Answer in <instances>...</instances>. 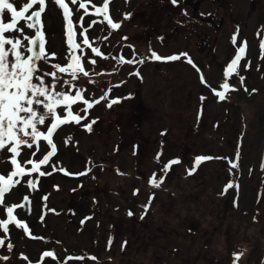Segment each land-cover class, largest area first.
<instances>
[{"label":"rangeland","instance_id":"obj_1","mask_svg":"<svg viewBox=\"0 0 264 264\" xmlns=\"http://www.w3.org/2000/svg\"><path fill=\"white\" fill-rule=\"evenodd\" d=\"M128 1H114L115 17L129 15L120 32L105 42L103 26L90 35L107 59L95 58L88 77L60 74L74 87L57 84V91L107 99L90 113L98 119L92 131L81 123L54 135L57 155L41 167L52 174L23 178L38 180L36 190L25 182L7 199L18 205L28 196L30 216L21 208L15 216L31 236L14 225L0 230V264H264V0ZM53 13L60 26L48 8L45 45L66 63L60 28L48 27ZM244 42L239 76L227 78L235 91L220 100L213 90L224 91V71ZM153 52L180 59L157 61ZM120 55L144 62L118 64ZM49 63L43 71H55ZM112 96L120 103L109 108ZM73 110L84 115L82 102ZM47 151L45 143L24 159ZM0 155V174H10L11 154ZM197 157L211 159L196 167ZM172 160L180 163L165 172ZM78 172L86 174L70 176ZM154 174L163 180L158 188L149 183Z\"/></svg>","mask_w":264,"mask_h":264},{"label":"snow or ice","instance_id":"obj_2","mask_svg":"<svg viewBox=\"0 0 264 264\" xmlns=\"http://www.w3.org/2000/svg\"><path fill=\"white\" fill-rule=\"evenodd\" d=\"M70 2L73 5H78L77 11L83 9L85 16L102 15L104 21L112 29H119L121 26L119 23L114 22L109 15L110 0H104L102 6L92 5L95 11L91 13L88 11V4L91 3V0H87V3L85 0H70ZM176 2L177 0H172L173 4ZM54 3L63 10V16L67 23L68 45L72 49L73 54L67 66H61L56 63L52 65L55 71L45 72L43 71V65L50 58H55L54 52L46 50L44 32L42 31L41 16L45 13L48 6L47 0H24L23 3H21V0H0V153H10V163L14 166V170L10 174H0V206L6 207L7 212V219H0V230L3 233H8L10 225H14L31 236L29 226L16 219V216L13 215L16 208H24L31 204L28 196H24V202L19 205H8L6 201L11 194L18 192L19 187H23L25 182L29 189L36 190L38 180L26 179L25 181L23 178H27L33 173H37L40 177L52 174L48 171H42L41 167L49 165L52 158L57 155V145L53 139L54 135L58 134V130H61L62 126L71 123L80 124L81 121L88 118L87 115H80L78 111L74 112L73 106L77 105L78 102H82L86 106L83 109L85 113L94 106L92 102L85 98L81 90H77L75 95H73L70 91H57L56 89L57 84H60L61 87L64 85L74 87L71 81L78 80L81 74L88 77L89 72L85 69V62H82L83 56L75 54L77 50L83 52V49L81 44L77 43L75 39L76 32L72 19V9L66 3V0H54ZM36 5L39 6L38 9L34 7ZM9 15L10 22H6ZM125 18L127 19L128 16ZM78 22L79 27L82 29L80 32V36L83 38L82 44L90 48L96 56H103L101 50L93 47L89 40L87 35L88 28H84L83 25V16L78 17ZM96 23L97 21L95 20L91 21L89 27ZM26 29H34V37L25 34ZM232 42L234 45L236 44L235 36L232 38ZM246 49L247 42H244L243 46L238 47L235 58L227 65L224 71L226 81L221 85L224 91L213 90L220 100L226 98L225 93L228 91H235L234 88H230L227 78L232 77L234 74L239 76L238 68L245 56ZM261 49L264 50V41L261 42ZM104 58L107 59V57ZM152 58L157 61L162 59L175 61L179 60L180 56L173 55L164 58L153 52ZM86 62L96 64V60ZM137 62L143 63L144 60H125L123 56L119 58V63L121 64ZM188 63L193 68H196L191 59H188ZM197 71H199L198 68ZM64 73H68L71 76V81L61 80L60 74ZM136 75H139V73H136ZM46 77H51V81L46 80ZM239 78L243 84L244 77L240 76ZM201 82H205L202 76ZM106 99L107 94L96 100L95 103L99 104L101 100ZM118 103H120L119 100L112 99L107 106L111 108ZM64 111H66V115L63 114ZM95 123L96 121L92 120L91 123L85 125L86 129L89 132L92 131V125ZM41 126H44L45 130H41ZM45 143L50 146V151L43 154L42 159L38 161L31 158L24 159L28 155L35 156L38 152L43 153ZM25 149L31 150V152H26L24 151ZM3 159L4 156L0 155V160ZM157 159H159V156ZM207 159H211V157H197L195 166L198 167L202 161ZM178 163H180L179 160H172L164 166L163 170L167 172L172 165ZM24 165H31V167L26 168ZM52 167L53 171H62L65 175H69L63 168H56L54 164ZM231 167L236 168L238 165L233 163ZM194 171L195 167L189 170L188 174L191 175ZM84 174L86 173H80L79 175ZM149 183L153 187L158 188L163 183V180H158L154 174L150 178ZM232 187L231 183L227 184L225 191ZM44 199L47 200V197H44ZM129 215H132V213L129 212ZM141 219H143V216ZM4 245V239H0V247ZM7 247L11 250L12 245L9 243ZM43 257L55 258L52 252L43 253ZM4 259H7V257H4ZM25 259L27 258L25 257ZM69 259H72V257H69ZM235 259L238 260L239 255H235Z\"/></svg>","mask_w":264,"mask_h":264},{"label":"flooded vegetation","instance_id":"obj_3","mask_svg":"<svg viewBox=\"0 0 264 264\" xmlns=\"http://www.w3.org/2000/svg\"><path fill=\"white\" fill-rule=\"evenodd\" d=\"M115 0H110V3H109V15L111 16V18L113 19V21L114 22H116V23H119L121 26H120V28L119 29H112L108 24H107V22L106 21H104V18H103V16L102 15H99V16H97V15H88V16H85L84 15V10L83 9H80L79 11H77V8H78V5H73V4H71V2H70V0H66V3H68L69 4V7L72 9V12H73V16H72V19H73V23H74V28H75V32H76V37H75V39H76V42L77 43H80L81 44V46H82V49H83V52H81L80 50H77L76 52H75V54L76 55H82L83 56V61L82 62H85L84 63V66H85V69L89 72L94 66H95V64H91V63H87L86 61H90V60H94L95 58H101L102 60H104L105 58V56H106V54H107V50H106V48H104L105 50H103L102 48H101V45L100 44H97L96 42H94V41H91V39H90V35H91V33L93 32L94 33V31H95V29H96V27L97 26H103L104 28H105V32H106V36H103V38L104 37H106L107 39H103V42H105L106 40L108 41V39H109V36L111 35V33L112 34H116V33H118V32H120V30L122 29V27H123V21H124V19L126 20V16H129L127 13L126 14H123V11H122V14H121V16H120V18L118 19L117 17H115V15H114V13L113 12H115L113 9H115V2H114ZM120 2H122L123 4H128V3H131L132 1H128V0H119ZM85 2L87 3V0H85ZM47 3H48V6L46 7V11H45V13H43L42 14V16H41V21H42V25H43V28H42V31L43 32H45V34H47L46 32L48 31V28H47V25H46V23H45V14H46V12H47V10H48V8H50V7H52L54 10H55V12L57 13V15H58V17H59V20H60V26L57 24V19H56V16L54 15V13H53V17H54V25L53 24H51L50 22H49V25H48V27L51 29V31L55 34H57V31H56V29H59L60 28V36H61V39H62V43H63V46L68 50V52H69V54L68 55H66V63H64L65 61H59V59H58V57L57 56H55V58L53 59V58H50V63L48 64V66L50 67V68H53L52 67V65H53V62H56V63H59L61 66H67V63H70V57H71V55L73 54V51H72V49L70 48V46L68 45V35H67V23H66V20H65V18H64V16H63V10L62 9H60L57 5H55V3H54V0H47ZM103 3H104V0H101V1H99V0H91V3L90 4H88V11L91 13V12H94L95 11V9L92 7V5H96V6H102L103 5ZM123 6H125V5H123ZM36 9H38V5H36V6H34ZM121 11V10H120ZM119 11V12H120ZM81 16H83V25H84V28H88V33H87V35H88V37H89V40H90V42L92 43V46L93 47H97V48H99L100 50H101V52H102V54H103V56H101V57H98V56H96L95 55V53H93L92 51H91V49L90 48H88L87 46H84L83 44H82V37L80 36V32L82 31V29L79 27V22H78V17H81ZM93 20H95V21H97V23L96 24H94V25H92L91 27H89V24H90V22L91 21H93ZM6 22H10V15H9V17H8V19L6 20ZM27 32H28V34L30 35V36H33L34 37V35H35V31H33L32 29H26V32H25V34H27ZM92 36V35H91ZM26 44H27V42H25ZM30 46V45H29ZM45 47H46V50H48L47 49V44L45 45ZM122 55H120L119 56V58L121 57ZM123 57H124V59L125 60H127L128 58H127V56L125 57L124 55H123ZM119 58H118V64H121V63H119ZM124 64H127V63H124ZM55 70V69H54ZM64 74H67V75H69L68 73H64ZM80 76V75H79ZM69 77H71L70 75H69ZM112 99H117V100H119L120 101V98L118 97V96H112L111 97V100ZM89 102H92L93 104H94V106L96 105V103L93 101V100H89ZM111 102V101H110ZM109 102V103H110ZM81 104V102H78V104L77 105H80ZM119 104V103H118ZM118 104H115V105H118ZM74 106H76V105H74ZM82 106L84 107L85 105H83V103H82ZM94 106H93V108H94ZM92 108V109H93ZM92 109H89L88 111H87V113H85L84 111H83V114L84 115H87V119L86 120H83V121H81V123H84L83 124V127H84V129H86V127H85V125H87L88 123H91V121L92 120H95V121H97L98 119H96V118H91L90 117V113L92 112ZM80 123V124H81ZM75 123H71V125H74ZM93 126V125H92ZM86 131H87V129H86ZM14 215V214H13ZM4 216H5V213H4ZM3 219H7V212H6V217H4Z\"/></svg>","mask_w":264,"mask_h":264},{"label":"water","instance_id":"obj_4","mask_svg":"<svg viewBox=\"0 0 264 264\" xmlns=\"http://www.w3.org/2000/svg\"><path fill=\"white\" fill-rule=\"evenodd\" d=\"M24 202V201H23ZM22 202V203H23ZM21 203V204H22ZM23 209V213H24V215L26 216V217H29L30 216V213H31V207H30V205L29 206H26V207H24V208H22Z\"/></svg>","mask_w":264,"mask_h":264}]
</instances>
